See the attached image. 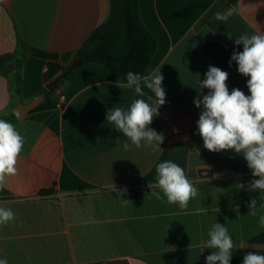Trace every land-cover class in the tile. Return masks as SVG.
I'll list each match as a JSON object with an SVG mask.
<instances>
[{"label": "crops", "instance_id": "obj_1", "mask_svg": "<svg viewBox=\"0 0 264 264\" xmlns=\"http://www.w3.org/2000/svg\"><path fill=\"white\" fill-rule=\"evenodd\" d=\"M227 9L228 21L214 18ZM109 13V0H0V57L25 56L21 96L0 73V119L15 116L67 70ZM140 14L158 42L146 75L161 68L164 77L166 103L150 125L164 143L142 141L137 148L105 121L112 107L127 110L147 99V88L138 96L98 64L61 80L56 99H65L55 108L12 122L25 142L17 174L0 190V206L16 216L0 225V259L8 264H206L207 234L216 222L234 242L231 262L240 249H264L250 243L264 232V193L237 189L257 177L233 150L204 148L197 130L203 109L193 103L198 91H209L199 87L209 66L229 74L230 92L249 94L248 77L224 50L243 51L235 39L264 32V0H140ZM206 44L214 45L207 53ZM165 160L181 166L198 189L185 209L151 195L163 197L156 166Z\"/></svg>", "mask_w": 264, "mask_h": 264}, {"label": "clouds", "instance_id": "obj_2", "mask_svg": "<svg viewBox=\"0 0 264 264\" xmlns=\"http://www.w3.org/2000/svg\"><path fill=\"white\" fill-rule=\"evenodd\" d=\"M232 15L233 10L227 9L215 13L214 18L226 22ZM234 42L243 45V51L234 50L229 64L235 61L239 74L248 77L249 94L246 95L239 88H233L230 92L226 84L229 74L218 67L209 66L206 78L199 81L200 89L209 91L207 94L198 91L193 101L197 108L202 106L203 109L197 121V130L208 151L233 150L247 161L248 168L257 179L252 180L246 188L239 183L237 189L264 193V32L242 34ZM163 79L161 68L150 76L127 72V87L134 88L141 97L145 95V88L152 95L147 99L134 100L127 110L112 107L106 113L105 121L113 124L137 148L142 146V141L143 146L155 148H160L164 143L165 135L150 127L154 118L159 116V108L166 103ZM24 142L15 125L0 119V190L6 186L7 177L17 174L16 165ZM124 148L128 149L129 144L125 143ZM156 171L157 186L163 192V197L159 192H152L151 195L157 199L166 198L169 204H176L181 209L187 208L189 201L197 196L198 189L184 169L171 160H165L157 164ZM128 202L124 200V203ZM248 207L251 215L255 216L256 199H251ZM259 207L264 208V204ZM15 219V213L10 208L0 206V225ZM259 225L264 228V215L259 217ZM207 235L206 248L212 252L206 257V264H231L234 242L225 224H212ZM0 264H8L7 259H0ZM243 264H264V255L248 252L243 257Z\"/></svg>", "mask_w": 264, "mask_h": 264}, {"label": "trees", "instance_id": "obj_3", "mask_svg": "<svg viewBox=\"0 0 264 264\" xmlns=\"http://www.w3.org/2000/svg\"><path fill=\"white\" fill-rule=\"evenodd\" d=\"M108 20L97 27L79 48L74 61L81 60L79 66L65 79H69L80 67L98 64L108 69L118 81L127 83L126 73L132 71L145 76L158 50L155 36L144 24L140 14V0H109ZM214 45H205L206 53ZM231 59L233 53L224 50ZM25 56L21 51L0 57V73L10 82L14 92L22 95L24 83L23 67ZM220 65V63H217ZM10 65V66H9ZM56 91L43 90V101L35 110L53 109L57 105ZM16 120L12 116L7 121ZM50 191H43L45 195ZM251 244L264 245V232L250 240ZM248 252L264 255V249L246 247L240 249L231 264H243V257Z\"/></svg>", "mask_w": 264, "mask_h": 264}, {"label": "water", "instance_id": "obj_4", "mask_svg": "<svg viewBox=\"0 0 264 264\" xmlns=\"http://www.w3.org/2000/svg\"><path fill=\"white\" fill-rule=\"evenodd\" d=\"M80 62H81V60L74 61L72 63V65L67 70H65L60 76L55 78L51 83H49L47 85V89L49 91H56L58 89L60 81L63 80L64 78H66L68 76V74L73 72L79 66ZM43 99H44V96L39 95L38 97H36L32 101H30L28 104L22 105L15 112V117L18 120H24L31 111H33L34 109H36L40 105V103L43 101Z\"/></svg>", "mask_w": 264, "mask_h": 264}, {"label": "built area", "instance_id": "obj_5", "mask_svg": "<svg viewBox=\"0 0 264 264\" xmlns=\"http://www.w3.org/2000/svg\"><path fill=\"white\" fill-rule=\"evenodd\" d=\"M65 96L63 94H59L58 100H57V105L60 103V101L64 100ZM204 178H208V174L206 172L203 173Z\"/></svg>", "mask_w": 264, "mask_h": 264}]
</instances>
